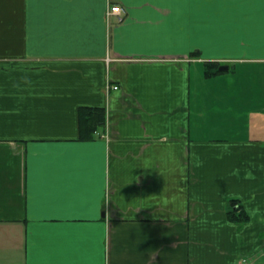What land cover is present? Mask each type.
<instances>
[{"label":"crops","instance_id":"obj_1","mask_svg":"<svg viewBox=\"0 0 264 264\" xmlns=\"http://www.w3.org/2000/svg\"><path fill=\"white\" fill-rule=\"evenodd\" d=\"M81 108L107 112L92 138ZM243 262L264 264V0H0V264Z\"/></svg>","mask_w":264,"mask_h":264},{"label":"trees","instance_id":"obj_2","mask_svg":"<svg viewBox=\"0 0 264 264\" xmlns=\"http://www.w3.org/2000/svg\"><path fill=\"white\" fill-rule=\"evenodd\" d=\"M107 112L104 109H92L81 108L80 109V121H81V135L83 138H92L94 130L98 127H102L106 124ZM244 220L247 219L246 214H242ZM232 219L238 221L236 216H232Z\"/></svg>","mask_w":264,"mask_h":264},{"label":"built area","instance_id":"obj_3","mask_svg":"<svg viewBox=\"0 0 264 264\" xmlns=\"http://www.w3.org/2000/svg\"><path fill=\"white\" fill-rule=\"evenodd\" d=\"M121 13H122V8L120 6H114L109 11L108 16H111V15H114V14L120 16ZM118 88H119L118 86L114 87V89H118ZM242 264H245V263L243 262Z\"/></svg>","mask_w":264,"mask_h":264},{"label":"water","instance_id":"obj_4","mask_svg":"<svg viewBox=\"0 0 264 264\" xmlns=\"http://www.w3.org/2000/svg\"><path fill=\"white\" fill-rule=\"evenodd\" d=\"M228 69V67H220V71H227Z\"/></svg>","mask_w":264,"mask_h":264}]
</instances>
